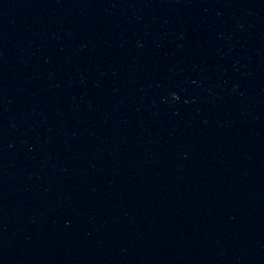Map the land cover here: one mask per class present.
Here are the masks:
<instances>
[{"label":"water","instance_id":"obj_1","mask_svg":"<svg viewBox=\"0 0 264 264\" xmlns=\"http://www.w3.org/2000/svg\"><path fill=\"white\" fill-rule=\"evenodd\" d=\"M0 264H264V0H0Z\"/></svg>","mask_w":264,"mask_h":264}]
</instances>
